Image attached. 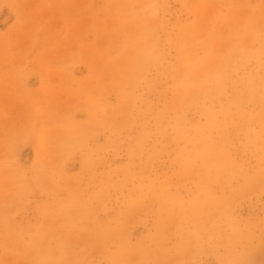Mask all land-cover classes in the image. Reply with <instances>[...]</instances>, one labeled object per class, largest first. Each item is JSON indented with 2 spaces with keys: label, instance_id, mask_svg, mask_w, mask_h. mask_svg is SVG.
Here are the masks:
<instances>
[{
  "label": "rangeland",
  "instance_id": "1",
  "mask_svg": "<svg viewBox=\"0 0 264 264\" xmlns=\"http://www.w3.org/2000/svg\"><path fill=\"white\" fill-rule=\"evenodd\" d=\"M0 264H264V0H0Z\"/></svg>",
  "mask_w": 264,
  "mask_h": 264
}]
</instances>
